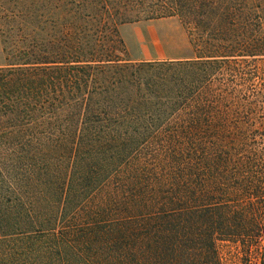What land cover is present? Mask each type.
<instances>
[{"label":"trees","instance_id":"1","mask_svg":"<svg viewBox=\"0 0 264 264\" xmlns=\"http://www.w3.org/2000/svg\"><path fill=\"white\" fill-rule=\"evenodd\" d=\"M258 3L0 0V264H223L262 237L217 85L264 55ZM163 17L193 56L131 59L121 26Z\"/></svg>","mask_w":264,"mask_h":264},{"label":"rangeland","instance_id":"2","mask_svg":"<svg viewBox=\"0 0 264 264\" xmlns=\"http://www.w3.org/2000/svg\"><path fill=\"white\" fill-rule=\"evenodd\" d=\"M264 9V0H259ZM263 23H264V13ZM264 31V30H263ZM131 59H169L193 56L187 28L177 17L141 20L121 26ZM5 63L0 38V64ZM217 85L228 95L234 120V205L259 213L263 234L243 246L219 243L223 264H261L264 254V55L238 57L218 74ZM224 104V102H223ZM261 201L263 204H261ZM250 207V206H249Z\"/></svg>","mask_w":264,"mask_h":264}]
</instances>
